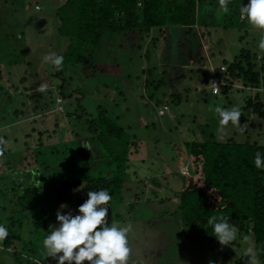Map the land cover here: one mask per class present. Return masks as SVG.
I'll return each mask as SVG.
<instances>
[{
  "label": "rangeland",
  "instance_id": "obj_1",
  "mask_svg": "<svg viewBox=\"0 0 264 264\" xmlns=\"http://www.w3.org/2000/svg\"><path fill=\"white\" fill-rule=\"evenodd\" d=\"M66 3L67 0H0V139L9 150V160L16 161L28 147L37 150L43 145L42 149L49 146V150L54 144L67 145L60 154L66 159L71 156L69 142L73 141L80 147L77 153L91 158L98 150L95 142L87 138L91 133L86 120L100 117L104 110L125 127L126 136L132 142L136 140L138 146L131 147L134 159L128 163L121 202L116 205L118 212L111 201L108 206L109 226L113 220L119 225H131L127 264H248L245 250L250 246L258 264H264L252 231L241 230L236 224V241L222 246L215 259L212 245L203 235L188 228L181 231L178 225L153 227L149 223V228L141 221L153 212L178 206L181 173L190 164L184 145L187 140L203 138L202 131L208 135L212 131L219 140L233 137L264 144V117L252 113V109H243L247 100L257 95L264 104L262 84L253 88L237 82L227 85L230 88L226 93L224 86L221 94L211 93L213 72L225 65L226 70L219 72L224 80L228 63L242 51L256 55L259 65L262 63L264 50L259 48V42L264 32L253 29L239 19V13L235 14L238 4L247 5L248 0L228 1L227 13L220 9L219 0L212 3L203 9L207 22L198 31L165 27L163 31L153 28L150 33H110L94 52L95 68L63 62L57 71L44 63L43 57L49 53L63 55L67 50L69 39L59 33L61 19L56 16L57 9ZM40 83H47L46 92H37ZM173 96H179L181 101L176 102ZM159 101L170 107L164 115H160ZM216 106H238L249 121L240 122L243 130L229 123L222 134L218 131ZM76 158L85 159L80 155ZM73 162L68 159L64 164L71 167ZM49 164L54 163L49 160ZM93 167L103 171L108 165L103 161ZM6 182V176L0 175V210L13 198L8 189L4 190ZM87 183L83 182L78 190ZM175 192L177 195H173ZM167 196L170 200L158 202L159 197ZM137 199L143 206L140 213L131 208ZM38 202L42 208V198ZM57 211L52 215L56 216ZM75 212L79 214L78 207ZM2 213L0 225L8 230L10 211ZM33 213H27L21 237L13 240L9 250L6 239L0 242V264H57L56 259L46 257L42 241L47 235L43 228H34Z\"/></svg>",
  "mask_w": 264,
  "mask_h": 264
},
{
  "label": "trees",
  "instance_id": "obj_2",
  "mask_svg": "<svg viewBox=\"0 0 264 264\" xmlns=\"http://www.w3.org/2000/svg\"><path fill=\"white\" fill-rule=\"evenodd\" d=\"M214 2L217 0H67L65 5L57 9L56 15L61 19L59 33L69 39L67 50L61 55L64 57L63 62L95 68L97 61L94 52L102 39L110 33H115L116 36L126 35L134 30L150 33L153 28L163 31L165 27H184L189 31H198V27L206 26L207 22L203 9ZM240 7L238 4L235 14L239 13ZM201 19L204 20L201 22ZM203 34L204 32L200 36ZM263 73L264 57L259 65L256 55L242 51L228 63L224 80L220 78L224 82L226 93L230 88L227 85L237 82L253 88L260 87L261 84L264 86V77L261 76ZM221 92L222 88L218 94L211 90L214 95ZM174 96L173 99L179 103V96ZM163 103L164 101H159L158 107L167 104ZM243 109H252V113L264 117V104L260 102L258 95L249 98ZM100 115L86 120L91 133L87 138L95 142L98 150V155L94 151L91 158L77 153L80 147L74 141L69 142L71 156L66 159L60 154L67 145H50L49 150V146L42 149L43 145L37 150L28 147L14 162L9 160V150L5 145L2 146L4 153L0 156V175L6 176L4 190L8 189L13 197L0 210L3 213L10 211L7 217L9 235L5 240L7 250L15 238L21 237L24 219L30 211L34 212V228H43L46 235H49L50 226L58 225L56 216L52 214L59 207L62 214L65 211L75 215L77 207L88 198L87 195L83 196L84 192L87 194L97 189L108 191L114 211L118 210L116 205L121 202L128 163L134 159L131 157V147L137 146V143L136 140L132 142L125 134V127L113 121L104 110L100 111ZM241 121L247 122L249 119L242 115ZM202 135L203 138L184 142L190 164L188 172L181 173L183 182L180 193L173 194L179 197L178 206L173 210L153 212L152 216L141 221L144 225L151 223L153 227L178 225L181 231L182 228H188L195 234H201L211 243L217 259L222 246L213 235V226L208 224V220L212 216L229 217L230 222L241 230L245 228L252 231L258 256L264 262V168L255 166L257 152L264 159V144L250 140L237 141L233 137L219 140L217 133L212 131L209 135L202 131ZM79 155L85 159L76 160ZM68 159L75 161L71 167L64 164ZM49 160L54 164H49ZM103 161L107 163V169L102 171L93 167ZM59 165L62 167L59 168ZM95 169L96 172L92 174ZM45 175H49L48 178ZM86 181V187L78 190ZM48 195L50 196L46 198ZM40 198L44 202L42 208L40 201L38 202ZM158 200L163 203L170 200V197H159ZM139 202L138 199L135 200L131 208L135 211L138 209L140 213L143 206ZM144 202L145 200L142 204ZM62 204L67 207L61 209Z\"/></svg>",
  "mask_w": 264,
  "mask_h": 264
},
{
  "label": "clouds",
  "instance_id": "obj_3",
  "mask_svg": "<svg viewBox=\"0 0 264 264\" xmlns=\"http://www.w3.org/2000/svg\"><path fill=\"white\" fill-rule=\"evenodd\" d=\"M227 5L228 0H219V7L224 13L228 12ZM239 19L246 21L253 29L264 32V0H248L247 5L239 9ZM259 48L264 50V36L260 39ZM63 61L64 57L56 53L43 57V62L54 66L57 71L62 69ZM47 89V83H40L36 90L44 93ZM214 112L219 117L220 133L225 132L229 123L244 129V125L240 124L242 112L238 106L230 109L216 106ZM4 143L0 139V145ZM3 153L4 148L0 147V156H3ZM255 166L264 168V159L260 152L256 153ZM87 197L78 207L77 215L57 211L58 225L50 226V234L42 241L46 257L56 259L57 264H127L130 252L128 233L131 231V225H119L114 220L108 225V206L112 199L108 191H89ZM66 207L65 204L60 206L61 209ZM218 219L219 222H216ZM208 224L213 226V235L221 246H228L236 241L238 227L230 222L229 217L212 216ZM8 235L7 228L0 225V242L7 239ZM245 255L248 257V264H258L256 253L251 246L245 250Z\"/></svg>",
  "mask_w": 264,
  "mask_h": 264
},
{
  "label": "built area",
  "instance_id": "obj_4",
  "mask_svg": "<svg viewBox=\"0 0 264 264\" xmlns=\"http://www.w3.org/2000/svg\"><path fill=\"white\" fill-rule=\"evenodd\" d=\"M39 5H37V8L39 9ZM224 70H226V66L225 65H221L220 69L217 71V72H223ZM217 72H213V78H212V83H211V87H212V91L216 94L219 93L220 89L222 88L223 86V81L221 80L220 76L217 74ZM218 86V87H217ZM169 105H162L161 107H159V113L160 115H164L166 114V112L169 111ZM188 172V169L184 172L186 173Z\"/></svg>",
  "mask_w": 264,
  "mask_h": 264
}]
</instances>
